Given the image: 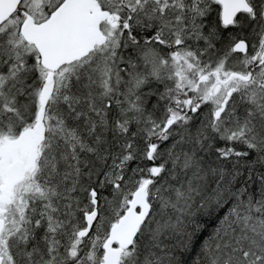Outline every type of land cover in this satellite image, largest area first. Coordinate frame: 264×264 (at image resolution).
<instances>
[{
  "label": "snow or ice",
  "instance_id": "1",
  "mask_svg": "<svg viewBox=\"0 0 264 264\" xmlns=\"http://www.w3.org/2000/svg\"><path fill=\"white\" fill-rule=\"evenodd\" d=\"M0 264H264V0H0Z\"/></svg>",
  "mask_w": 264,
  "mask_h": 264
},
{
  "label": "trees",
  "instance_id": "2",
  "mask_svg": "<svg viewBox=\"0 0 264 264\" xmlns=\"http://www.w3.org/2000/svg\"><path fill=\"white\" fill-rule=\"evenodd\" d=\"M194 255V254H193Z\"/></svg>",
  "mask_w": 264,
  "mask_h": 264
}]
</instances>
